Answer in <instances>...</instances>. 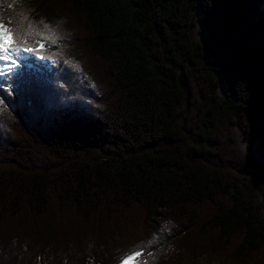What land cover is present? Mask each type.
I'll list each match as a JSON object with an SVG mask.
<instances>
[{"label": "trees", "instance_id": "1", "mask_svg": "<svg viewBox=\"0 0 264 264\" xmlns=\"http://www.w3.org/2000/svg\"><path fill=\"white\" fill-rule=\"evenodd\" d=\"M0 17L38 49L0 91V264H264V0Z\"/></svg>", "mask_w": 264, "mask_h": 264}, {"label": "snow or ice", "instance_id": "2", "mask_svg": "<svg viewBox=\"0 0 264 264\" xmlns=\"http://www.w3.org/2000/svg\"><path fill=\"white\" fill-rule=\"evenodd\" d=\"M2 20L3 17H0V91H5L8 95H11L8 89L11 88L12 85L8 84L7 81L17 75L22 61L21 53H30L38 51V49L16 47V39L13 36V30L7 28ZM45 27L48 26L45 25ZM26 42L25 40V43ZM40 48L42 49L43 45H40ZM3 104L4 100L0 99V105ZM139 255L141 254L133 253L125 257L124 260H122V264H126L127 260H133L134 256ZM133 264H135V261H133Z\"/></svg>", "mask_w": 264, "mask_h": 264}, {"label": "rangeland", "instance_id": "3", "mask_svg": "<svg viewBox=\"0 0 264 264\" xmlns=\"http://www.w3.org/2000/svg\"><path fill=\"white\" fill-rule=\"evenodd\" d=\"M192 37L194 40H199L201 38V35H199V32L196 30L192 33ZM22 55V54H21ZM25 58V55H22V60ZM25 60V59H24ZM224 89H221L219 91V95H223ZM262 160L264 161V157L262 158ZM264 200V199H263ZM132 260H128L126 261V264H131Z\"/></svg>", "mask_w": 264, "mask_h": 264}]
</instances>
